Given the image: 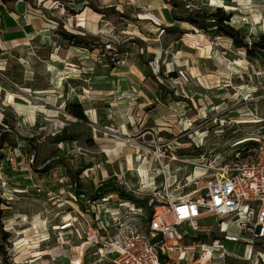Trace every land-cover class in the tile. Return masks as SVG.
<instances>
[{
  "label": "rangeland",
  "instance_id": "obj_1",
  "mask_svg": "<svg viewBox=\"0 0 264 264\" xmlns=\"http://www.w3.org/2000/svg\"><path fill=\"white\" fill-rule=\"evenodd\" d=\"M173 1L184 10L168 0H0V264H113L81 230H59L69 186L93 199L103 184L97 163L105 181L121 176L144 228L164 179L176 195L203 193L224 165L249 161L248 143L236 144L264 118V64L173 15L223 9L249 43L264 36V0ZM73 103L85 121L68 113ZM197 225L182 226L188 252L165 264H199L215 240L225 256L207 264H264V238L248 245L234 222L209 216Z\"/></svg>",
  "mask_w": 264,
  "mask_h": 264
},
{
  "label": "built area",
  "instance_id": "obj_2",
  "mask_svg": "<svg viewBox=\"0 0 264 264\" xmlns=\"http://www.w3.org/2000/svg\"><path fill=\"white\" fill-rule=\"evenodd\" d=\"M254 123L259 126L252 136L236 144L254 145L255 148H252L245 144L246 152L252 153L249 161L232 166L224 165V168L219 169L221 173L204 187L203 193L200 189L199 193L196 191L176 195L170 191L171 186L164 179L163 190L156 193H161L160 200L152 194L156 200L155 203L150 200L151 212L147 219L145 218L144 228L138 224L142 222L140 207L122 199L117 193L101 195L96 192L98 195L93 199L82 194L76 197L78 186L74 183L69 188L73 189L75 194L69 193L70 202H65L73 215L69 213V217L62 218L63 224L59 230H81L84 234V244L97 250L102 258L113 264H162V258H169L171 254H186L188 250L180 244L185 233L181 229L182 226H186L191 233L199 231L197 222L206 216L234 222L238 230L250 235L248 245L253 244L254 240L263 239L264 118L256 119ZM8 161L12 168L15 165L14 157ZM32 161L33 157L30 163ZM94 168L102 172L99 163L95 164ZM209 170L214 168H205V171ZM115 177L118 186L121 176L117 174ZM113 194L115 197L108 196ZM77 199L82 203V211L74 206L78 202ZM87 214L93 217L92 221L85 218ZM224 240L235 243L237 238L225 236ZM218 242L215 240L210 247L204 248L198 259L200 260L205 252L209 253L207 263L223 259L225 255L217 248Z\"/></svg>",
  "mask_w": 264,
  "mask_h": 264
},
{
  "label": "trees",
  "instance_id": "obj_3",
  "mask_svg": "<svg viewBox=\"0 0 264 264\" xmlns=\"http://www.w3.org/2000/svg\"><path fill=\"white\" fill-rule=\"evenodd\" d=\"M172 4V6L175 9H181L184 10L183 4H178L174 2L173 0H168ZM96 11V10H95ZM173 19L180 21V22H186L187 24L199 29L200 31H203L205 33H209L212 36H221L230 39L235 49H239L244 51L245 56L250 59H257L262 64H264V36H260L257 40H254L252 42H246L244 37L240 35V32L236 30L233 26H230L228 24L229 22V16L223 11V9H215V11L205 16L203 13H195V15L189 14L185 18H178L175 14L173 15ZM79 39L77 36L69 35L68 40L70 39ZM66 110L68 113L80 121H85L86 117L84 114L83 108L80 104L73 103L68 104L66 106ZM2 139H0V145L3 144V142L6 141L7 134L2 135ZM61 138L58 139V141L68 140V138H64V136H59ZM70 139V138H69ZM111 180H106L103 182L102 186L99 188V193L101 192V195L103 194H111V193H117L119 197H121L124 200H132L131 198H124V195L121 194L120 188L117 187V184L114 182V184L110 183ZM76 194L79 195V192L76 191ZM98 193H95L93 196L97 197ZM137 203V202H136ZM137 205H139L137 203ZM136 205V206H137ZM142 205L145 206V203L142 202ZM141 205V206H142ZM5 239V238H4ZM196 241V239H194ZM166 258H162V264H165Z\"/></svg>",
  "mask_w": 264,
  "mask_h": 264
},
{
  "label": "crops",
  "instance_id": "obj_4",
  "mask_svg": "<svg viewBox=\"0 0 264 264\" xmlns=\"http://www.w3.org/2000/svg\"><path fill=\"white\" fill-rule=\"evenodd\" d=\"M136 77H137V79H140V78H139V76H136ZM137 81H138V80H137ZM139 81H140V80H139ZM126 130L128 131V129H126ZM72 144H74V142H72ZM115 153H116V154H115V155H116V156H115V157H116L115 159H118V158H119V156H118V153H117V151H116ZM113 175L115 176L116 174H113ZM98 177H99V179H98V180H100V181H101V180H105V179H108V178H109V176H108L107 174H106V175H104V176H102V175H101V172H99V173H98Z\"/></svg>",
  "mask_w": 264,
  "mask_h": 264
},
{
  "label": "bare ground",
  "instance_id": "obj_5",
  "mask_svg": "<svg viewBox=\"0 0 264 264\" xmlns=\"http://www.w3.org/2000/svg\"><path fill=\"white\" fill-rule=\"evenodd\" d=\"M44 255V253H43ZM209 258V253L205 252V255L201 257V259L198 261L199 264H207Z\"/></svg>",
  "mask_w": 264,
  "mask_h": 264
}]
</instances>
